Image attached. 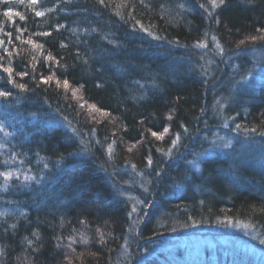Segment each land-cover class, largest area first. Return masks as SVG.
<instances>
[{
	"label": "trees",
	"instance_id": "1",
	"mask_svg": "<svg viewBox=\"0 0 264 264\" xmlns=\"http://www.w3.org/2000/svg\"><path fill=\"white\" fill-rule=\"evenodd\" d=\"M0 41V264H264L208 239L264 236V0H0Z\"/></svg>",
	"mask_w": 264,
	"mask_h": 264
},
{
	"label": "rangeland",
	"instance_id": "2",
	"mask_svg": "<svg viewBox=\"0 0 264 264\" xmlns=\"http://www.w3.org/2000/svg\"><path fill=\"white\" fill-rule=\"evenodd\" d=\"M222 133V135H219V137L223 138L221 143L224 142L225 144H230L233 142L234 133L232 132V130H223ZM135 210L137 211L135 212L134 218H136L138 214V203L136 204ZM134 231L135 230H133V232ZM212 232H214V236L210 235L208 237L211 242L234 244L237 247L249 249L256 255V257H264V236H261L257 231L246 224L231 223L224 228L212 229ZM134 237H132V240L137 243ZM178 239L179 243L184 244L185 242H201L204 238L202 236L191 235L189 237H178ZM171 240L175 242L174 238H172ZM152 244H154V242H152ZM143 246L138 248V252H134V249H131L128 253V251L126 250L124 255L126 257L125 259L133 260L137 256V254L139 256L143 255L145 253V249L142 250Z\"/></svg>",
	"mask_w": 264,
	"mask_h": 264
},
{
	"label": "snow or ice",
	"instance_id": "3",
	"mask_svg": "<svg viewBox=\"0 0 264 264\" xmlns=\"http://www.w3.org/2000/svg\"><path fill=\"white\" fill-rule=\"evenodd\" d=\"M37 2H38V0H31V3H32V4H36ZM104 2H105V0H100V3H104ZM224 3H225V0H211V4H212L213 7H216V6L222 5V4H224ZM8 14H9V13H6V15H8ZM35 14H36L37 16H43V15H44L43 12H36ZM17 15H19V13H17ZM23 18H24V17L21 16V19H23ZM8 35H11V34L9 33ZM42 35H50V33H42ZM252 39H256V38H255V37H252ZM29 43H32V41H29ZM241 43H243V41H242ZM0 44H3V41H0ZM10 54H11V53H9V55H10ZM0 67H2V65H0ZM3 70H4L5 72L9 73V75L12 74V69H11L10 67H5V68H3ZM19 75H26V73H19ZM41 79H42L43 82L47 83V82L51 79V77H42ZM57 83L59 84L60 81L57 80ZM63 85H64V87H68V81H67V80H64V81H63ZM19 87L23 88L24 85H19ZM75 91H76V90H73L74 94H75ZM7 95H8L7 92L0 91V96H7ZM82 106H83V105H82ZM90 107L93 108V109L96 108L95 105H90ZM97 110H98V111H102L101 109H97ZM164 131L167 132L168 129L165 128ZM152 135H153V136H157L158 134H157L156 132H152ZM177 139H178V137H177ZM172 143L175 144V143H176V140L174 139V140L172 141ZM109 147H111V145H109ZM3 175H5V177H7L8 175H11V173H4ZM133 210H135V209H133Z\"/></svg>",
	"mask_w": 264,
	"mask_h": 264
}]
</instances>
